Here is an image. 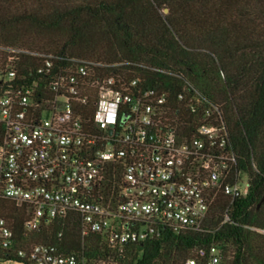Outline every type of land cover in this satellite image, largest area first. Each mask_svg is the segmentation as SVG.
<instances>
[{"label":"built area","instance_id":"1","mask_svg":"<svg viewBox=\"0 0 264 264\" xmlns=\"http://www.w3.org/2000/svg\"><path fill=\"white\" fill-rule=\"evenodd\" d=\"M132 66L0 44V264H119L128 246L209 229L222 198L230 220L249 183L222 110L193 85L177 102L145 89ZM3 200L27 210L21 236ZM57 223L79 248L33 240ZM93 234L109 257L91 255ZM196 254L221 262L217 245Z\"/></svg>","mask_w":264,"mask_h":264},{"label":"trees","instance_id":"2","mask_svg":"<svg viewBox=\"0 0 264 264\" xmlns=\"http://www.w3.org/2000/svg\"><path fill=\"white\" fill-rule=\"evenodd\" d=\"M168 10V12L166 11ZM0 44L62 57L129 61L145 89L173 101L191 85L220 107L247 174L248 192L222 198L203 231L167 232L128 246L119 264H208L196 249L221 248L220 264H264V0H0ZM41 58L24 56L23 65ZM2 214L21 236L27 210L3 200ZM58 223L35 241L81 246L78 228ZM91 255L109 257L99 235ZM113 256V255H112Z\"/></svg>","mask_w":264,"mask_h":264},{"label":"rangeland","instance_id":"3","mask_svg":"<svg viewBox=\"0 0 264 264\" xmlns=\"http://www.w3.org/2000/svg\"><path fill=\"white\" fill-rule=\"evenodd\" d=\"M247 183V182H246ZM246 183H244L243 185H242V189L244 190V191H246V188H247V184Z\"/></svg>","mask_w":264,"mask_h":264},{"label":"water","instance_id":"4","mask_svg":"<svg viewBox=\"0 0 264 264\" xmlns=\"http://www.w3.org/2000/svg\"><path fill=\"white\" fill-rule=\"evenodd\" d=\"M166 11L168 12V10L166 9ZM263 201H264V197H263V199H262Z\"/></svg>","mask_w":264,"mask_h":264}]
</instances>
